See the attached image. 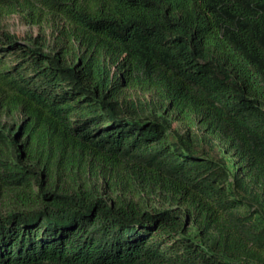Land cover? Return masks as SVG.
<instances>
[{
    "label": "trees",
    "instance_id": "trees-1",
    "mask_svg": "<svg viewBox=\"0 0 264 264\" xmlns=\"http://www.w3.org/2000/svg\"><path fill=\"white\" fill-rule=\"evenodd\" d=\"M0 264H264V0H0Z\"/></svg>",
    "mask_w": 264,
    "mask_h": 264
},
{
    "label": "rangeland",
    "instance_id": "rangeland-1",
    "mask_svg": "<svg viewBox=\"0 0 264 264\" xmlns=\"http://www.w3.org/2000/svg\"><path fill=\"white\" fill-rule=\"evenodd\" d=\"M1 27L7 32L14 35L17 39L23 41L28 37H35L42 31H47L46 28H40L36 26H29L25 24L19 17L12 16L4 19L1 23ZM133 98L147 99V96H143L138 92L129 93ZM178 127V125L175 124Z\"/></svg>",
    "mask_w": 264,
    "mask_h": 264
}]
</instances>
